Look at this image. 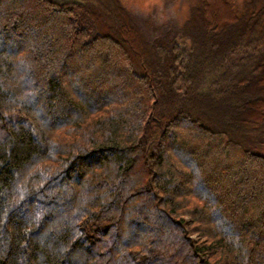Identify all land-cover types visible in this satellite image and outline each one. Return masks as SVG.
I'll use <instances>...</instances> for the list:
<instances>
[{
  "label": "trees",
  "instance_id": "obj_1",
  "mask_svg": "<svg viewBox=\"0 0 264 264\" xmlns=\"http://www.w3.org/2000/svg\"><path fill=\"white\" fill-rule=\"evenodd\" d=\"M263 61L264 0L153 38L119 0H0V264H264V77H225Z\"/></svg>",
  "mask_w": 264,
  "mask_h": 264
},
{
  "label": "rangeland",
  "instance_id": "obj_2",
  "mask_svg": "<svg viewBox=\"0 0 264 264\" xmlns=\"http://www.w3.org/2000/svg\"><path fill=\"white\" fill-rule=\"evenodd\" d=\"M61 4H79L86 6L95 4L96 0H55ZM125 9L136 19L139 25L146 31L150 38H153L163 32H166L170 27L179 28L186 20L194 6L201 4V0H119ZM241 2V0H239ZM245 77L251 78L256 76L264 77V61L263 68L259 72H254L251 69L237 64L236 67L225 77ZM210 78V77H209ZM206 76H200L196 85V91L203 92L212 84ZM207 87V88H206ZM263 92L259 96L264 97ZM214 95L215 89L209 91ZM224 95V94H222ZM226 96V95H225ZM152 150H155L156 143L150 145ZM256 150L264 154V143H258L255 146Z\"/></svg>",
  "mask_w": 264,
  "mask_h": 264
}]
</instances>
